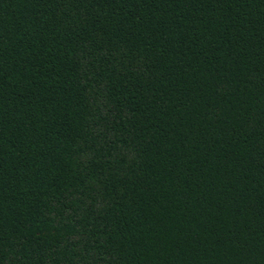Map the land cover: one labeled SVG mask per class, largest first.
<instances>
[{
  "label": "trees",
  "instance_id": "obj_1",
  "mask_svg": "<svg viewBox=\"0 0 264 264\" xmlns=\"http://www.w3.org/2000/svg\"><path fill=\"white\" fill-rule=\"evenodd\" d=\"M0 264H264V0H0Z\"/></svg>",
  "mask_w": 264,
  "mask_h": 264
}]
</instances>
